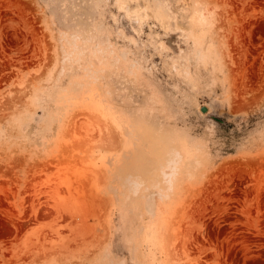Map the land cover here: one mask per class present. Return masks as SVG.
Listing matches in <instances>:
<instances>
[{"label": "rangeland", "instance_id": "1", "mask_svg": "<svg viewBox=\"0 0 264 264\" xmlns=\"http://www.w3.org/2000/svg\"><path fill=\"white\" fill-rule=\"evenodd\" d=\"M0 264H264V0H0Z\"/></svg>", "mask_w": 264, "mask_h": 264}]
</instances>
